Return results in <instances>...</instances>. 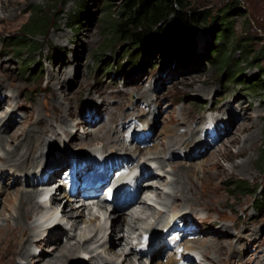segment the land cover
Returning <instances> with one entry per match:
<instances>
[{
    "label": "rangeland",
    "instance_id": "rangeland-1",
    "mask_svg": "<svg viewBox=\"0 0 264 264\" xmlns=\"http://www.w3.org/2000/svg\"><path fill=\"white\" fill-rule=\"evenodd\" d=\"M57 1L53 4L45 0H0V73L7 81V87L2 86L0 76V226L8 222L10 215L16 214L18 199L14 194L17 189H35L39 194L65 192L59 183L64 178V170L68 169L65 166L48 182L52 184L48 187L40 183L33 185V182L48 175L50 170L22 174L8 165V161L20 158L9 156L10 152L13 148L21 150L26 131L39 126L38 115L45 120L55 115L50 103L56 95L58 104L71 109L72 116L67 119L63 115L61 119H66L68 126L57 120L52 125L56 131L46 134L45 142L36 151L39 169L56 165L66 156L67 159L71 155L76 158L82 153L93 156L129 154L138 160L126 165L122 173L129 181L137 176L131 188L143 182L141 190L163 192L161 197L156 191L147 193L142 203L124 209L122 217L125 215L129 221L122 223L119 229L114 228L112 212L106 210L108 203L100 198L73 200L74 206L80 211L83 209L79 225L74 229L72 222L62 217L59 203L52 204L50 196L43 193L37 196L38 209L29 221L33 226L32 238L44 237L50 227L57 225L59 233L55 240H58L59 248L61 245L84 247L63 258L60 264H104L95 261L97 256H103L111 264H126L122 252L130 251L128 249L140 252L131 254L135 264H150L145 254L160 245L156 243L149 249H140V245L144 237L151 238L159 231L164 232L161 241L167 246L155 251L158 255L153 258L159 261L157 264H165L169 258H180L187 250L188 242L203 247H198L195 254L187 250L195 262L178 264H264V197L259 195L260 189L255 194H241L229 184L231 180L239 179L247 180L254 191L264 186V166L261 165L264 90H258L259 86L252 84L264 80V51L253 63L243 51L249 49L254 55L264 50V0H192L198 10L216 15L226 9L230 15L235 14L231 16L234 20L231 39L242 45V50L235 53V59L241 63L239 69L243 71L245 81H234L230 73L212 63L208 47L215 40V34L203 28L198 29L194 53L179 47L173 62L165 65L158 62L157 53H149L134 67L125 63L121 68L127 60V55H123L126 45L110 42L113 39L110 24L118 17L123 0ZM83 2L87 4L88 13L81 23L72 26L68 22L69 15L78 12ZM42 4H46L47 9L53 8L54 13L48 33L35 38L44 48L33 55H19L15 46L9 45L12 40L8 38L19 36L30 10ZM248 78L250 81L247 82ZM113 115L116 120L111 122ZM232 115L236 119L227 125L225 120ZM219 120L224 121L219 125L221 141L220 136H216V125L214 129L207 127V132L202 135H211L207 138L209 143L213 135L218 139L217 144L206 147L201 138L199 140L205 145L193 156L176 148L193 134L201 136V131L199 134L197 130L208 122L217 124ZM233 123L235 127L228 132ZM242 126L247 127L246 131L241 130ZM21 130L25 134L18 139L14 134ZM184 130L188 134L179 136L178 133ZM95 132L108 139L89 142L87 137ZM144 136L148 141L139 142L138 139ZM118 139L126 149L113 147L112 142ZM121 163L118 162L117 167ZM243 164L246 169L241 168ZM189 165L196 168V174L190 173L189 178L178 175L177 181H173L175 170ZM142 172L146 178L140 176ZM182 179L186 182L184 193L178 191ZM148 182H153L154 186H147ZM175 187L174 198L166 196ZM83 203L86 208L81 207ZM144 206L148 210L142 212ZM176 210L179 213L175 216L177 222L182 213L181 219L187 220L188 224L182 228L195 229L194 234H183L181 227L172 226V221L176 220L171 213ZM130 213L134 216L129 217ZM137 218L144 222H137ZM13 220L9 221L13 223ZM195 237H198L197 241H193ZM20 239L36 254L50 253L56 244L35 245L31 243L30 235H22ZM170 242L181 244V252ZM220 244L224 251L219 259L213 248ZM107 247H112L117 254L108 252ZM234 249L237 251L232 255ZM36 258H31V264L37 261ZM19 261L26 263L22 259Z\"/></svg>",
    "mask_w": 264,
    "mask_h": 264
},
{
    "label": "bare ground",
    "instance_id": "bare-ground-1",
    "mask_svg": "<svg viewBox=\"0 0 264 264\" xmlns=\"http://www.w3.org/2000/svg\"><path fill=\"white\" fill-rule=\"evenodd\" d=\"M0 76L2 77L3 75L0 73ZM4 78H6V77H4ZM4 78H3V82H1V84H2V86L7 87L6 86L7 81ZM58 84L59 85L61 84L60 81L58 82ZM142 94L147 97V94L145 92H143ZM58 103H59V100H58L57 96L53 95V100L51 101L50 106L53 108L55 115L53 117L48 116V118L46 120H45V117H43L42 115H38V118L36 120L39 122L38 123L39 126L35 127V128L32 127V129H29L28 131H26L27 133H26L25 137H24V134H25L24 130L18 131L17 133L14 134L15 137H17L18 139L24 137V140H23V143L20 144L21 150H19V148H13V150H11L10 155H9V156H18L20 158L16 161L15 160L8 161V165L11 166V168L14 169L15 172H19L22 174L23 173L28 174L29 172H33V171H38V173L40 174V173H43L47 169L50 170V172L48 173V175L46 177L39 178L38 181L33 182V185H35L36 183H40L43 186H48V187L51 186L52 184H49L48 182L55 179L56 174L62 170L61 167L65 166L68 161H71L72 157H73L72 161H75L80 165H82V164L85 165L83 168H86L90 164V162L92 161L93 157H95V155L93 156V154L87 155L85 153L78 154L76 158H74L73 155H71V157L69 159H67V156L66 157L64 156L65 158L63 160L59 161L58 163H56V165L43 166L42 168L39 169L40 163L38 161L39 159L37 157L36 151L38 150L40 145L43 144V142H45L46 134L49 131H53V132L56 131L54 128H52V125L55 122H57V120L58 121L60 120L62 125L65 123L64 124L65 127L68 126V124H69L68 121L66 119L63 120L61 118H63V115L66 118L67 117L69 118L72 116V112L70 111L71 109H64ZM230 109H231V107H230ZM235 119L236 118L233 115H232V117L228 116L227 120H225L226 121L225 123L228 125V124H230L231 120H235ZM115 120H116V117L113 115L111 118V122L115 121ZM44 122H45V124H43ZM221 122H224V121L219 120L217 124H216V122L215 123L211 122V124H209V122H208L200 130L196 129L199 134L201 131V136L200 135L197 136V134H193L191 136V138H186V140H184L182 143H180L178 146H176V148H179L181 150H186V154H188V156H193L192 154L196 153V151H198V149H203V146L205 144H207L206 147H209L210 145H214L215 143L217 144L218 139L213 137V135H212V141L210 143L207 141L208 140L207 138L208 137L211 138V135H209V134L207 135V133H206V137L205 136L202 137V135L207 130V127H208V130H209V128L214 129V126L216 125V129H215V131L217 132L216 136H220L219 141H221L222 140V137L220 134L221 131L219 132V127H220L219 125ZM124 125H125V123H124ZM148 127H149V125H148ZM232 127H235L234 123L231 125V128L228 132H231ZM246 129H247V127L245 126L241 130L246 131ZM178 134H179V136H184V134H188V132L186 130H184L183 132L178 133ZM104 137L105 138L107 137L106 140L108 139V136H103V138H102L99 135V132H95L93 134L90 133L87 138L89 139V142H93L95 140L97 141L98 139H100L101 141H104V139H105ZM201 138L204 140L205 144H203L201 142V140H199ZM147 141L148 140H146L145 142H142V143H146ZM112 143H114L113 147L119 148L120 150L126 149L125 145L122 146V144H124V143L120 139H118L117 141H114ZM169 149H171V148H169ZM200 153H201V151H200ZM124 155H125V153H124ZM134 155H136V154L134 153ZM100 158L103 160L105 158L111 160V166L108 170L109 173H105L106 175L103 178L105 180V182L102 184V186L99 189H97V191H100V193L107 187L109 180L113 177V175L117 171H119L122 167H125L126 164L128 166H130L131 162H134L135 160H137L134 156L129 155V154H127V156H123L121 154L112 155V156H101ZM120 161L122 162L121 163L122 165H120V167H117V165H118L117 163ZM158 163L161 164V162H159V161H158ZM160 168H161V166H160ZM160 168H158V169H160ZM241 168L246 169V165L243 164V166H241ZM111 171H112V173H111ZM196 171H197L196 168H194L191 165L183 166L178 171L175 170V172L172 174L173 176H175V177H173V181H177L178 175H182V177L187 176L189 178V174L195 173ZM157 172H158V170H157ZM166 173H169V171H166ZM140 176H142V178H146V176L143 172L141 173ZM151 176H154V175L152 174ZM36 177H37V175L34 178H36ZM136 179H137V176L134 177V179H132L131 181H129V185H130V183L135 182ZM185 183L186 182H184V180L182 181V184L180 182V186H179L180 188L178 187L179 192L185 191L184 190ZM192 185H194V183L191 184V186H190L191 189L194 188V187L192 188ZM142 186H143V182L141 184H139V183L135 184V187L133 188V190L130 191V193L134 192L133 199L127 203L118 204L117 206H115L113 208L112 211H109V212H112V218L114 220V225H115L114 228L115 229H119L121 227L120 225H122V223L124 224V223H127L129 221V220L127 221L124 218V217H126L125 215H124V217H122L121 213L123 212L124 209H127V208L132 209L133 207H135L139 203H142L143 199H144L143 197L147 193H153L154 191H156V193L159 197L162 196V193H163L162 191H158L157 189L154 191L144 189V191H143V190H141ZM147 186L153 187L154 186L153 182H150V183L148 182ZM60 188H62V190H64L65 192L58 193L56 191L53 194H51L49 191H48L49 193L47 191H45L42 193L44 195L50 196V201L52 202V204L59 203L58 206H60V208H61V212L63 215L62 217L63 218L65 217L70 222H72V227H74V229H75L78 227L79 221H80L81 217L83 216V209H82V211H80V209H78L76 206L73 205V200L79 198L80 192L78 191L76 193L70 194L69 188L67 186L66 187L65 186L60 187ZM190 188L188 186L189 190H190ZM141 192H142V195H141ZM176 192H177V188L175 187L174 190L171 192H168L166 196L174 198V195ZM42 193H40V194H42ZM11 194H12V192H11ZM40 194L35 189L34 190H24V189L23 190H21V189L16 190V192L14 194L16 200L18 199V204L15 207V213L16 214L14 216H13V214L10 215L9 218H7L8 222H6V224L0 226V264H31V258H33L34 256H37V258H36L37 261L34 262V264H60V261L63 258L70 257L71 255L75 254L76 252H80V250H82L81 248L84 249V247L82 245H79V246L61 245L59 248L58 247L59 245L57 244L58 240L57 241L55 240V238L58 235L57 233H59V228H57V225H53L52 227H50L47 231L48 234L45 235L44 237H41V238L36 239V240L32 238L33 226L29 223V221L32 219L34 211H36L38 209V206L35 204L36 203L35 200H36V197L39 196ZM57 195L66 199V202L63 203V201L60 200V197ZM81 207L86 208L87 206L85 203H83L81 205ZM145 210H148V208L144 206L142 212H145ZM177 214H179V213L176 210V212L171 213V217L173 219H175V216H178ZM181 214L179 217L180 222H177L178 218L176 217L177 218V219H175L176 221H172V223H173L172 226L178 227V228L181 227L180 229H181V231L183 230V234H187V233H193L194 234V232L196 231L195 229H193L192 231H189V229L182 228V227H184L185 224H187V220L181 219V217L184 216L183 214L182 215ZM128 216L133 217L134 215L132 213H130V214H128ZM12 218L14 219L13 223H11L9 221ZM139 218H141V217H139ZM139 218H137V222H139V223L144 222V221H142L143 219L141 220ZM177 223L179 224V226H177ZM50 232H54V233H50ZM22 235H25V236L30 235V237H31L30 241H31V243H34L35 245L41 246V244H45V243L49 244L50 242H55L56 244L54 246H52L53 248H52L50 253H46V252L42 251V253L38 252L36 254L35 252L32 251V249L30 248V246L27 243H23L22 241L20 242V240H21L20 237ZM163 235H164V232L159 231L157 234H155V236L149 238L148 239L149 246H154L157 243L160 245L161 249L166 248L167 244H165L161 241V238L163 237ZM197 239H198V237H195V239L193 241H197ZM202 239H204V238H202ZM112 242H114V240H112ZM161 243H162V246H161ZM188 243L186 245V249L190 250V252H193V253L198 249V247L202 246V245H200L197 247L196 245L188 244ZM195 243L198 244L199 242H195ZM107 244H109V243H107ZM170 244H174V242H172V243L170 242ZM199 244H201V243H199ZM174 247L176 250H179V248L181 247V244H174ZM107 248H108L107 249L108 252H111L113 254H117V252H115V250H113L112 247H107ZM160 248H158V249H160ZM158 249L150 250L145 254L146 257L148 258L150 264H157L159 262V261L157 262L155 260V258H153V256L155 254H157V252H155V251H157ZM213 249H215L214 252L218 256V258L220 259L223 255V251H224L223 246L221 244L216 245V246H214ZM128 250H130V251L127 252V250H123V252H122V255H124L125 262H126V264H135L134 260L131 259V254H133L135 252V250L134 249H128ZM187 250L182 253L180 258H178V257L169 258L165 264H178L181 261H184V263L195 262V259L191 255L192 253L190 254ZM179 251L181 252V250H179ZM236 251H237V249L232 250V255H233V253L235 254ZM55 252H58V255H55ZM135 253H140V252H135ZM19 259L24 260L26 263H21L19 261ZM95 261L96 262L98 261L97 263H104V264L109 263V264H111V261L106 260L105 258H103V256H97V259H95ZM159 264H163V263L161 262Z\"/></svg>",
    "mask_w": 264,
    "mask_h": 264
},
{
    "label": "trees",
    "instance_id": "trees-1",
    "mask_svg": "<svg viewBox=\"0 0 264 264\" xmlns=\"http://www.w3.org/2000/svg\"><path fill=\"white\" fill-rule=\"evenodd\" d=\"M45 1L53 4L59 2ZM52 9H47L46 4L33 7L27 22L21 26L20 35L8 38L12 40L9 45L15 46L19 55H33L42 51L44 45L35 38L46 35L50 30L54 14ZM87 13V4L83 2L78 12L69 15V24L78 25ZM229 13L226 9L216 15L211 11L198 10L192 5V0H123L118 17L110 24L113 35L110 42L126 45L123 55H127V60L121 64V68L125 67V63L134 67L149 53H157L158 62L165 65L173 62L179 47L191 53L196 52L198 29H210L215 34V40L208 47L212 63L220 70L230 73V78L234 81H245L243 71L239 69L241 63L235 59V53L242 50V45L236 39H231L234 36V20L231 16L235 14ZM243 51L252 62L258 60L264 50H259L254 55L249 49ZM246 81H250L249 78ZM258 81L261 82L252 84L259 86L258 90H264V80ZM261 165L264 166V152ZM229 184L235 192L241 194H255L260 189L259 195L264 197L262 185L254 191L247 180H231Z\"/></svg>",
    "mask_w": 264,
    "mask_h": 264
}]
</instances>
